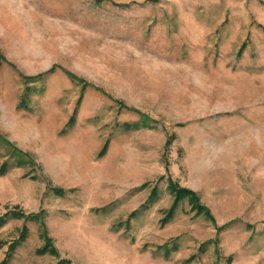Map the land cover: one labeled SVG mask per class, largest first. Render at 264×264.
<instances>
[{"label":"rangeland","instance_id":"rangeland-1","mask_svg":"<svg viewBox=\"0 0 264 264\" xmlns=\"http://www.w3.org/2000/svg\"><path fill=\"white\" fill-rule=\"evenodd\" d=\"M4 162L0 263L264 264V0H0Z\"/></svg>","mask_w":264,"mask_h":264},{"label":"trees","instance_id":"trees-1","mask_svg":"<svg viewBox=\"0 0 264 264\" xmlns=\"http://www.w3.org/2000/svg\"><path fill=\"white\" fill-rule=\"evenodd\" d=\"M96 1L102 2L104 0H96ZM67 73L75 79H78L80 81H85L83 78L77 76L76 74H74L72 72L67 71ZM86 83L91 84L90 82H86ZM117 101L121 106L125 107L128 110H133V111H136L138 113H142V112H140V110L125 104L121 100H117ZM21 105L24 106V104L22 102H21ZM74 120H75V111H73L72 115L70 116L68 124L69 125L72 124L74 122ZM6 141L8 143H10L8 140H6ZM104 148H105V146L103 147V150L101 152L104 151ZM5 169H6V162H4L0 166V173L2 174L5 171ZM55 189H56L55 191L59 194H61L63 192V190L61 188H55ZM168 189L171 192V194H173L174 199H173V202H172L170 208L167 211L166 216L162 219V221H166V219H168L173 214L175 208L177 207L178 202L181 199H187V201L191 205L192 210H195L197 213H202L206 217L211 219L212 221H215V218H214L213 214L211 213L210 209L200 201L199 196L196 193V191H194L188 187L179 185L172 178H169ZM8 216L25 217L28 220H34V221H38L40 223V225H41L40 227L42 228L40 234L44 239V244L36 249V251H35L36 254L50 253V254L56 255L58 253L56 247L52 243L50 236L47 233L44 215H43V210L38 211V212H29V213H25L23 211H20V210L18 211V210H14V209L9 210L3 214H0V226L5 223ZM27 233H28L27 227L23 226L19 235L9 243L7 250H6V253H5V257L3 258V260L0 264H8V260L11 256L12 251L26 239ZM65 262H67V260L61 259L58 261L57 264H62Z\"/></svg>","mask_w":264,"mask_h":264}]
</instances>
